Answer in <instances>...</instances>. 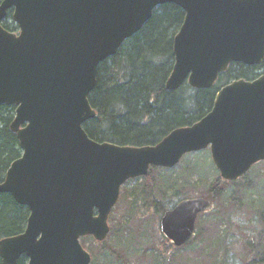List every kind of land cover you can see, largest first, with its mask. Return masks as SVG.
Returning a JSON list of instances; mask_svg holds the SVG:
<instances>
[{
	"label": "water",
	"instance_id": "obj_1",
	"mask_svg": "<svg viewBox=\"0 0 264 264\" xmlns=\"http://www.w3.org/2000/svg\"><path fill=\"white\" fill-rule=\"evenodd\" d=\"M166 3L185 11L168 90L186 82L208 89L233 62H264V0L1 1L0 105L16 107L10 127L22 154L0 193L30 211L22 233L0 239L4 264L23 255L28 264H91L81 238L106 240L123 184L153 166L172 168L210 148L220 177L231 181L264 161V72L225 84L205 116L156 144L120 145L86 132L84 123L97 115L89 95L99 65ZM9 13L18 31L4 26ZM210 206L206 197L182 199L162 215V233L185 245Z\"/></svg>",
	"mask_w": 264,
	"mask_h": 264
},
{
	"label": "trees",
	"instance_id": "obj_2",
	"mask_svg": "<svg viewBox=\"0 0 264 264\" xmlns=\"http://www.w3.org/2000/svg\"><path fill=\"white\" fill-rule=\"evenodd\" d=\"M184 17L185 11L174 3L158 6L144 27L99 65L97 84L89 95L97 115L84 123L91 138L120 145L156 144L173 129L193 124L205 116L212 109L222 85L236 78L254 79L264 71V62L254 66L234 62L211 88L196 89L186 83L177 90H168L166 82L175 62L174 37ZM4 26L18 30L11 13ZM15 110L14 105H0V182L11 162L22 154L17 135L10 127ZM227 182L220 176L213 181L211 201L223 192ZM132 194L136 195L137 209H155L158 215L180 201L176 199L174 204V196L170 200L159 199L149 182ZM29 213V208L19 204L11 194L0 193V239L22 233ZM194 238L195 234L180 247L190 245ZM98 243L104 246L107 239ZM180 247L162 233V253ZM229 256L227 253L222 264H264V256L242 263ZM27 261L23 255L17 264H27ZM0 264H4L1 256Z\"/></svg>",
	"mask_w": 264,
	"mask_h": 264
},
{
	"label": "rangeland",
	"instance_id": "obj_3",
	"mask_svg": "<svg viewBox=\"0 0 264 264\" xmlns=\"http://www.w3.org/2000/svg\"><path fill=\"white\" fill-rule=\"evenodd\" d=\"M218 176L211 150L206 148L186 154L173 168L153 166L149 176L128 180L110 214L107 243L103 246L91 236L81 239L92 255L91 264H222L227 253L240 263L264 256L262 161L237 181L225 184L223 192L212 200L210 209L199 215L190 245L165 253L161 252L160 229L164 213L137 209L136 195H131L149 182L159 199L170 200L174 196V204L179 198L212 199L211 184Z\"/></svg>",
	"mask_w": 264,
	"mask_h": 264
},
{
	"label": "bare ground",
	"instance_id": "obj_4",
	"mask_svg": "<svg viewBox=\"0 0 264 264\" xmlns=\"http://www.w3.org/2000/svg\"><path fill=\"white\" fill-rule=\"evenodd\" d=\"M7 237V236H6ZM4 238V237H3Z\"/></svg>",
	"mask_w": 264,
	"mask_h": 264
},
{
	"label": "flooded vegetation",
	"instance_id": "obj_5",
	"mask_svg": "<svg viewBox=\"0 0 264 264\" xmlns=\"http://www.w3.org/2000/svg\"><path fill=\"white\" fill-rule=\"evenodd\" d=\"M261 73V72H260Z\"/></svg>",
	"mask_w": 264,
	"mask_h": 264
}]
</instances>
